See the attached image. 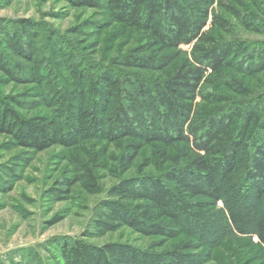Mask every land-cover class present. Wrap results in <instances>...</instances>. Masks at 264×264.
Wrapping results in <instances>:
<instances>
[{
	"label": "trees",
	"instance_id": "obj_1",
	"mask_svg": "<svg viewBox=\"0 0 264 264\" xmlns=\"http://www.w3.org/2000/svg\"><path fill=\"white\" fill-rule=\"evenodd\" d=\"M62 1L101 13L97 31L117 25L138 41L103 68L90 64L74 72L65 95L44 88L53 115H27L17 97H0V134L37 152L88 140L114 143L121 148L115 158L121 173L149 152L141 171L108 189L95 224L102 232L128 227L171 244L155 250L58 238L60 264H203V249L232 228L248 229L264 244V88L255 86H264L258 78L264 48L232 39L230 18L252 26L264 0ZM27 25H13L11 37ZM10 45L31 60V53ZM183 45L192 46L190 54ZM12 57L0 48L7 79L44 85V62L26 73ZM79 164L85 189L99 192L96 172ZM151 164L155 171H142ZM221 199L225 212L216 208Z\"/></svg>",
	"mask_w": 264,
	"mask_h": 264
},
{
	"label": "rangeland",
	"instance_id": "obj_2",
	"mask_svg": "<svg viewBox=\"0 0 264 264\" xmlns=\"http://www.w3.org/2000/svg\"><path fill=\"white\" fill-rule=\"evenodd\" d=\"M249 7L254 8L252 4ZM257 7L264 11V3ZM214 9L220 11L218 5ZM258 14L261 18L254 19L252 26L230 16L232 39L250 46L260 43L264 48V12ZM104 18L98 11L73 8L62 0H0V48L22 64L26 73L44 62L39 69L47 74L44 85L39 86L36 82L11 81L0 72V97H17L24 104L19 110L27 115L55 114V105L47 103L51 96L43 94L44 88L54 87L58 94L65 95L70 86L67 78L74 72L84 71L90 64L94 69L103 68L138 41L136 34L122 31L117 25L97 31ZM24 20L29 23L24 33L11 37L9 29ZM10 43L31 53V60ZM182 49L190 54L192 46L183 45ZM258 78L264 80V73ZM261 84L255 86L263 90ZM25 92H30L29 97ZM120 151L117 144L88 140L37 152L15 147L7 135L0 134V264H60L53 243L65 237L97 245L117 241L143 249H166L171 241L147 237L128 227L110 232L96 228L95 219L108 189L121 177L141 171L144 158L149 157V152L142 154L134 167L121 173L115 160ZM80 162L89 163L96 172L99 192L85 189ZM155 170L151 164L142 171ZM216 208L225 212L224 200H218ZM216 239L203 249L208 258L203 264H264V244L254 232L232 228Z\"/></svg>",
	"mask_w": 264,
	"mask_h": 264
}]
</instances>
